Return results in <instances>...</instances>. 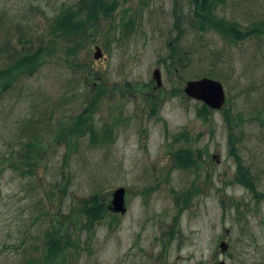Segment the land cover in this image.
Masks as SVG:
<instances>
[{
  "label": "rangeland",
  "instance_id": "obj_1",
  "mask_svg": "<svg viewBox=\"0 0 264 264\" xmlns=\"http://www.w3.org/2000/svg\"><path fill=\"white\" fill-rule=\"evenodd\" d=\"M215 1L244 32L264 21V0ZM77 2L0 0V70L40 47L46 58L0 83V264H264V197L241 182L230 136L263 193L264 32L201 29L193 0H117L84 38L54 34ZM204 77L223 83L221 109L186 93ZM181 148L193 166L177 164ZM120 186L125 213L110 209ZM96 195L106 213L92 224L82 201Z\"/></svg>",
  "mask_w": 264,
  "mask_h": 264
},
{
  "label": "trees",
  "instance_id": "obj_2",
  "mask_svg": "<svg viewBox=\"0 0 264 264\" xmlns=\"http://www.w3.org/2000/svg\"><path fill=\"white\" fill-rule=\"evenodd\" d=\"M195 4L194 14L197 20L200 21L198 23L201 29H206L208 26L213 27L214 29L221 32L224 36L228 37V40L236 41L238 39L246 38L252 31H259L264 32V21L262 22L260 27H256L249 31H243L241 27L236 22L228 21L225 18L218 17L214 13L216 1L215 0H193ZM117 6V0L109 2L108 0H78V2L70 7L65 8L61 13H59L53 20L52 29L51 31L54 34H58L61 37H73V38H84L89 34L90 27H94L95 23L99 21L101 18H108L112 15V12L115 10ZM128 21L127 23H130ZM125 23V27L128 30L127 26L129 24ZM263 26V28H262ZM130 30V28H129ZM128 30V31H129ZM45 50L43 47H40L37 50L29 51L28 53L22 55L21 57L17 58L15 62L5 68L4 70H0V83L1 86L6 87L8 84L10 85L12 80L15 78L16 75L19 74H34L38 68L42 65L45 61ZM2 83V81H5ZM95 98V97H94ZM92 100L90 106L92 110L95 109L96 106V99ZM89 106V107H90ZM89 109H86L88 111ZM209 106L206 104L203 105L202 112L206 113L212 111ZM85 123L86 117L84 114L79 116L78 124H75L73 127H69L70 134L73 136H79L84 131V127L81 126L82 123ZM81 124V125H80ZM91 126V131H92ZM93 132V131H92ZM231 136V151L238 160L239 167L243 169V174L240 177L241 182L250 188L258 198L264 197V192H258L256 189L255 183L251 181L250 177L248 176L250 172H244V164L241 160L240 155L237 153V146L233 140V134ZM176 161L182 167H190L193 166L196 161L194 159V154L189 149L181 148L176 152ZM95 199V203L94 200ZM91 200V201H90ZM100 200L98 195L94 196L91 199L83 200V210L86 214L90 216L89 220L90 223H94L99 218H102L103 215L106 213V209L104 210L105 204L103 202H96ZM98 204V205H97ZM96 210L95 213L92 210ZM93 213V214H92ZM49 235V254L50 258H54V260H60L64 258L66 253V246L63 242V237L60 231L56 230L54 233H48ZM52 260V259H51Z\"/></svg>",
  "mask_w": 264,
  "mask_h": 264
},
{
  "label": "water",
  "instance_id": "obj_3",
  "mask_svg": "<svg viewBox=\"0 0 264 264\" xmlns=\"http://www.w3.org/2000/svg\"><path fill=\"white\" fill-rule=\"evenodd\" d=\"M103 57V52L100 46H96L95 58L100 59ZM153 77L157 80L158 86L162 85V73L160 68H156L153 72ZM186 93L192 98L203 101L209 107L213 109H221L226 104V91L223 83L214 78L204 77L200 79H192L186 82ZM126 189L123 186L117 187L113 192V198L111 201L110 209L113 212L125 213ZM223 250L227 248L226 241L221 244ZM220 264H225L221 261Z\"/></svg>",
  "mask_w": 264,
  "mask_h": 264
}]
</instances>
